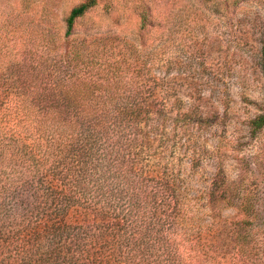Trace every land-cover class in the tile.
<instances>
[{
  "label": "rangeland",
  "instance_id": "obj_1",
  "mask_svg": "<svg viewBox=\"0 0 264 264\" xmlns=\"http://www.w3.org/2000/svg\"><path fill=\"white\" fill-rule=\"evenodd\" d=\"M83 1L0 0V20L19 24L21 41L31 38L34 47L48 30L59 53L83 40L85 53L98 54L97 78L105 88L112 78L130 88L136 80L141 88L131 95L180 99V111L147 112L138 120L147 138L136 141L131 161L158 212L146 223L144 242L157 244L154 234L166 226L168 192L174 190L179 211L195 225L191 233L220 247L222 264H232L233 224L245 215L221 199L223 190L234 202L248 196L259 213L252 225L257 233L264 228V127L255 133L249 128L264 102V0H96L76 19L74 40L67 41L65 18ZM188 106L191 112H185ZM101 181L102 190L93 196L89 189L73 217L80 224L87 212L94 220L87 228L92 251L122 259L130 211L117 186ZM6 241L0 227V264H22L13 247L5 249Z\"/></svg>",
  "mask_w": 264,
  "mask_h": 264
},
{
  "label": "trees",
  "instance_id": "obj_2",
  "mask_svg": "<svg viewBox=\"0 0 264 264\" xmlns=\"http://www.w3.org/2000/svg\"><path fill=\"white\" fill-rule=\"evenodd\" d=\"M95 5L96 0H85L70 10L65 40H74L76 19ZM18 25L0 20V227L7 231L5 249L13 247L22 264H222L226 253L203 242L201 233H191L195 225L179 211L174 190L168 192L166 226L154 234L157 244L144 242L146 223L158 212L151 204L152 191L131 161L136 141L145 136L138 120L147 112L180 111V99L131 95L140 91L136 80L130 88L112 78L105 88L97 78L98 54L85 53L83 40L59 53L49 30L34 47L31 38L21 41ZM260 64L264 76V48ZM191 111V106L185 110ZM262 127L264 102L249 121L253 133ZM101 179L117 186L130 211L122 259L112 260L107 246L100 247L107 257L92 251L87 228L94 220L87 212L80 224L73 217L89 189L93 196L102 190ZM223 191L221 199L245 215L233 224L232 264H264V228L257 233L252 225L258 211L248 196L234 202L235 196ZM152 248L157 249L153 255Z\"/></svg>",
  "mask_w": 264,
  "mask_h": 264
}]
</instances>
